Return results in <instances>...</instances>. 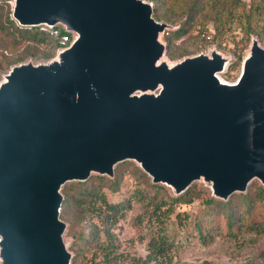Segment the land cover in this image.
Instances as JSON below:
<instances>
[{"label": "water", "instance_id": "obj_1", "mask_svg": "<svg viewBox=\"0 0 264 264\" xmlns=\"http://www.w3.org/2000/svg\"><path fill=\"white\" fill-rule=\"evenodd\" d=\"M23 27L73 35L0 81V264H71L66 183L135 162L175 196L203 181L227 200L264 187V46L234 82L216 47L171 63L149 0H6Z\"/></svg>", "mask_w": 264, "mask_h": 264}, {"label": "trees", "instance_id": "obj_2", "mask_svg": "<svg viewBox=\"0 0 264 264\" xmlns=\"http://www.w3.org/2000/svg\"><path fill=\"white\" fill-rule=\"evenodd\" d=\"M149 1L154 3L156 19L178 25L177 29L163 35L169 59L192 52L186 45H177L176 41L190 36L194 30H197L195 38L203 44L218 41L220 46L230 34L235 60L222 77L233 80L250 36L255 35L264 44V0ZM57 28L59 35L47 28L20 26L11 17V4L0 0V71L28 59L41 62L52 58L61 46V35L69 34L61 26ZM127 175L132 178V182L125 185L128 195L122 194L116 201L110 199L113 194L121 193ZM62 193L60 217L69 223L67 235L72 237L71 250L74 252L71 264H129L128 254L120 249L114 228L125 210L131 208L133 198L142 203L137 221L146 222L151 232L146 257L131 258L136 264L152 261L159 264L160 257L170 261L166 254L173 241L167 231L168 225L176 223L173 212L176 207L196 200L204 209L194 219L193 230L203 242L206 238L212 241L224 235L234 240L248 237V245H256L258 249L264 244V187L258 182L250 183L246 192L234 193L227 200L208 195L195 183L175 196L164 185L153 184L135 162L124 161L115 167L114 177L94 174L86 181L66 183ZM181 214L180 211L176 213L179 226L188 216ZM260 255L264 259V251Z\"/></svg>", "mask_w": 264, "mask_h": 264}, {"label": "rangeland", "instance_id": "obj_3", "mask_svg": "<svg viewBox=\"0 0 264 264\" xmlns=\"http://www.w3.org/2000/svg\"><path fill=\"white\" fill-rule=\"evenodd\" d=\"M196 31L197 30H194L191 32L190 36H184L176 41L177 45L179 46H188L192 50L191 53L177 59H169L165 55L164 59L168 60L171 64L181 60L186 56H193L200 52H207L209 48L216 47L224 55L230 56L229 64L235 60V55L233 52L234 42L232 41L231 36H229L230 34H228V36H226V40L223 41V46H220L218 41L215 43L203 44L201 41L195 38V35H197ZM253 37L256 36H250V40L243 51L244 57L248 54V48ZM261 45L264 46L262 43ZM228 65L226 67H228ZM8 70L9 69H4L0 71V81L3 78V74ZM240 71L241 65L233 80L225 79L222 77V74L220 76L227 82H234L239 76ZM124 182L125 184L121 189V193L113 194L110 199L116 201L121 199L122 194L128 195V186L125 185L132 182V178L128 177V175L125 176ZM252 182H258L260 184L257 179L253 180ZM194 183L211 196L210 187L203 181H196ZM165 187L170 193L173 194V191L169 187ZM203 209L204 206L200 204L198 200L192 202L191 204L181 205L175 208V211L173 212L175 222L177 223L176 213L179 211L182 213L181 216L185 214L188 215L187 221L185 222V220H183V224L181 226L177 225L176 223H171L168 225L167 233L173 241L169 252L166 254L168 258L170 257V261L168 262V260H165L164 257H160L158 262L159 264H264V259L260 255V253L264 251V244L260 245L259 249L256 247V245H248V241L250 240L248 237L245 239L239 238L234 240L225 237L224 235H218L212 241H210L209 238H206L205 242H203L198 237L196 231L193 230L194 219L200 215ZM141 211L142 203L133 198L131 201V208L125 210L124 216L119 219L114 228V233L116 234V238L118 239L121 246L120 249L124 251V253L128 254L129 259L126 261L129 264H136L131 258H144L148 253V243L151 239V232H149L146 222L139 223L137 221V216L139 213H141ZM65 222L67 223V227L64 233V241L68 243V248L72 253L73 258L74 252L71 250L72 237L67 235L69 231V223L67 221ZM187 224L190 225L187 226ZM156 263V261H152L144 264Z\"/></svg>", "mask_w": 264, "mask_h": 264}, {"label": "built area", "instance_id": "obj_4", "mask_svg": "<svg viewBox=\"0 0 264 264\" xmlns=\"http://www.w3.org/2000/svg\"><path fill=\"white\" fill-rule=\"evenodd\" d=\"M41 28H45V27H41ZM48 29V28H47ZM51 31H52V33L54 34V35H59L60 34V31H59V29L57 28V27H55V28H52V29H50ZM70 34V33H69ZM69 34H63V35H61V37H60V41H59V43H60V47L57 49V51L60 49V48H63V47H66L67 45H69V43L72 41V39H73V35L71 34V35H69Z\"/></svg>", "mask_w": 264, "mask_h": 264}]
</instances>
